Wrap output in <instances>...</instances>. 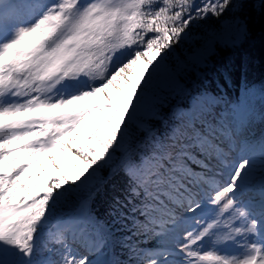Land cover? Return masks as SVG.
Returning a JSON list of instances; mask_svg holds the SVG:
<instances>
[{
    "label": "snow or ice",
    "instance_id": "1",
    "mask_svg": "<svg viewBox=\"0 0 264 264\" xmlns=\"http://www.w3.org/2000/svg\"><path fill=\"white\" fill-rule=\"evenodd\" d=\"M259 5L264 16V0ZM252 7L253 0H0V264H264V133L250 134L248 94L215 116V98L197 99L176 127L154 130L163 119L155 83L167 76L179 88L167 65L173 46L215 18L219 28L191 49L189 60L202 63L213 45L249 36ZM101 93L102 106L81 103ZM93 112L98 121L86 119ZM57 153L78 163L60 171ZM44 157L60 174L31 183ZM103 170L128 181L113 214L124 218L136 201L131 212L143 218L133 223L126 261L109 255L115 233L93 209ZM72 197L73 211L61 214Z\"/></svg>",
    "mask_w": 264,
    "mask_h": 264
},
{
    "label": "trees",
    "instance_id": "2",
    "mask_svg": "<svg viewBox=\"0 0 264 264\" xmlns=\"http://www.w3.org/2000/svg\"><path fill=\"white\" fill-rule=\"evenodd\" d=\"M249 23V36L235 47H217L216 52L211 56V67L202 72L193 82L187 84L185 88L171 100V103H164L161 108V122L156 123L154 130L157 134L166 133L169 129L176 127L183 113L188 111L190 100L197 93L213 94L220 98H225L230 102L238 103L248 94V101L255 113L250 134L260 136L264 133V97L258 92V85L264 82V16L261 15L259 0H253V7L247 15ZM213 25L217 22L215 18L202 21ZM201 78V79H200ZM203 80V82H199ZM190 96L189 99L186 97ZM170 101V100H169ZM169 103V104H168ZM184 110L180 117L175 116V109ZM221 106L214 105L211 109L215 116L219 114ZM183 118H186L185 115ZM160 120V117L156 118ZM107 182L100 187V191L95 194L93 209L102 222H107L115 233V240L112 242L109 255L115 254L116 258L126 261L129 253L125 244L128 237L134 231V221L142 220V217L131 212V208L136 201L127 203L122 209L125 217L113 214L117 207V200L124 201L127 195L128 181L123 175L109 176V170H103L100 174ZM87 196V192L82 194ZM79 197H72L60 208L61 214H70ZM130 199V198H129ZM133 241H138L140 246L146 243L143 237H133Z\"/></svg>",
    "mask_w": 264,
    "mask_h": 264
},
{
    "label": "rangeland",
    "instance_id": "3",
    "mask_svg": "<svg viewBox=\"0 0 264 264\" xmlns=\"http://www.w3.org/2000/svg\"><path fill=\"white\" fill-rule=\"evenodd\" d=\"M199 23L200 22L197 23V26L193 30V33H192L193 39L185 40L184 42L179 43L178 45H174L172 55L168 57L167 59L168 68L171 70V72L175 76V79L178 81L179 88L172 86L170 83V79L167 76H161L154 85V91H155V94L159 96L160 98L161 106L166 102L171 103V100L174 102L175 100H173L172 98L176 96L175 91H178V93L181 92V90L185 88L187 84H190V82H193L197 77L202 75V72H204L209 67H211V63H212L211 56L215 54L217 47L219 46L235 47L239 45L243 40V39L238 40L235 44L213 45L211 50L206 53V58L202 63H194L189 60V57L192 55L191 49H194L196 47H202L203 38L206 36V34H209L213 32L214 30H217L221 22H217L213 25H210L208 22L205 23L204 25L199 24ZM197 41H201V44H197L196 43ZM138 71L139 69L136 66H134L131 69V72L133 73L138 72ZM200 79H199V82H203V80H200ZM121 86H122V81H121ZM258 92L259 93L264 92V82L258 85ZM109 94L113 96H118V93H116L114 90H110ZM203 94L204 93L202 94L197 93L195 96L191 98L187 112L186 111L184 112V110H180V108L173 110L175 111V116L180 117L183 112H184L183 116L185 115L186 118L190 116L196 110L197 99L206 97ZM207 97H213L217 100L216 104H222V100L214 95H208ZM263 97H264V94H263ZM186 98L189 99L190 96H187ZM81 103L88 104L89 106H92V105L102 106L104 103H106V100H105L104 94L101 93L100 95L93 97L89 100L83 101ZM230 107L231 106L223 107L220 115L226 114V109ZM103 111L105 112V114H107V109H103ZM86 119H96L98 121L99 113L93 112L92 115L90 117H86ZM79 143L81 145L86 146L88 142L80 141ZM56 155H57L56 163L57 165H59L60 171L70 172L71 169L68 168L67 166L72 163H78V161H73L70 153H64V154L57 153ZM40 163L43 165L44 170L39 172L38 175H33L32 181H30L31 183L43 184L45 183V181H48L52 177L58 176L60 174V172L57 171L56 168L52 167V162L46 157L41 158ZM4 167H8V166L5 165ZM38 169H39V165L34 164L33 169L31 171L36 172L38 171ZM212 207L213 206L209 205L208 209L211 210Z\"/></svg>",
    "mask_w": 264,
    "mask_h": 264
}]
</instances>
